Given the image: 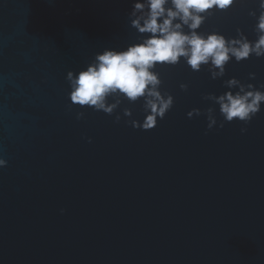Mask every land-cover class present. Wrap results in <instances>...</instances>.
<instances>
[{"label": "water", "instance_id": "1", "mask_svg": "<svg viewBox=\"0 0 264 264\" xmlns=\"http://www.w3.org/2000/svg\"><path fill=\"white\" fill-rule=\"evenodd\" d=\"M132 3L0 0V264H264V104L244 133L234 120L205 134L206 117L186 115L211 107L203 95L223 79L264 83V58L233 60L217 80L162 69L175 102L148 131L125 123L123 107L143 120L139 103L124 102L119 123L68 110L67 72L136 41ZM256 7L238 0L201 30L255 39Z\"/></svg>", "mask_w": 264, "mask_h": 264}, {"label": "clouds", "instance_id": "2", "mask_svg": "<svg viewBox=\"0 0 264 264\" xmlns=\"http://www.w3.org/2000/svg\"><path fill=\"white\" fill-rule=\"evenodd\" d=\"M237 3L238 0H133L128 19L138 33L136 41L121 49L105 47L81 70L67 72L68 110L78 106L77 120L85 117L87 109L110 116L115 113V122L119 123L121 114L116 110L124 102L139 103L143 120L131 118L133 109L123 107V116L129 118L125 123L144 131L153 129L175 102L174 96L162 88V69L183 64L192 72L206 69L210 78L217 80L225 77L226 67L233 60L240 63L252 57L264 58V0H257V7L248 11L255 20V39H249L240 28L235 36H226L218 29L201 30L215 13L228 12ZM248 79L255 80L256 73L250 72ZM222 83L227 89L223 93L203 95L204 100L212 103L211 107L203 112L193 108L186 115H204L205 134L217 124L223 128L234 120L245 125L240 129L244 133L262 110L264 83L257 87L235 76L223 79ZM188 87L187 83L180 84L183 91ZM217 105L222 117L219 122ZM6 164L0 158V168Z\"/></svg>", "mask_w": 264, "mask_h": 264}]
</instances>
